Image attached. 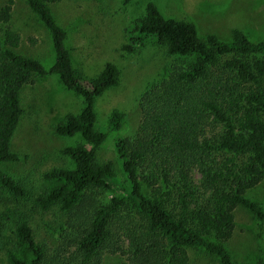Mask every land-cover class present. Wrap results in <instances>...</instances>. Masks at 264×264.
I'll return each mask as SVG.
<instances>
[{
  "label": "trees",
  "instance_id": "obj_1",
  "mask_svg": "<svg viewBox=\"0 0 264 264\" xmlns=\"http://www.w3.org/2000/svg\"><path fill=\"white\" fill-rule=\"evenodd\" d=\"M59 1L25 0L51 35L55 62L48 70L19 52L22 37L11 26L15 1L0 8V187L15 200L29 198L25 182L1 166L19 159L12 140L24 113L21 92L36 77L57 75L81 98L82 108L55 132L81 141L61 151L73 168L44 173L47 185L31 200L40 212H67L77 232L64 236L69 256H63L66 248L51 254L17 209L3 246L6 263L102 264L105 253L120 252L127 264H236L226 246L236 210L250 212L264 231V200L248 196L264 181V40L251 41L240 29L231 31V42L213 34L201 38L194 23L166 18L149 2L125 28L121 50L135 54L157 44L169 55L192 60L171 66L142 94L141 121L132 136H115L122 181L112 162L96 159L109 134L123 128L125 114L118 110L106 132L97 128L96 101L119 85V70L109 62L93 79L76 73L68 32L50 8ZM95 189L108 192L109 200L95 203L86 194ZM122 238L126 250L118 244ZM189 250L210 261L194 260Z\"/></svg>",
  "mask_w": 264,
  "mask_h": 264
},
{
  "label": "rangeland",
  "instance_id": "obj_2",
  "mask_svg": "<svg viewBox=\"0 0 264 264\" xmlns=\"http://www.w3.org/2000/svg\"><path fill=\"white\" fill-rule=\"evenodd\" d=\"M9 0H0V8ZM11 26L22 37L19 52L38 59L45 69L55 62L51 35L31 12L25 0H14ZM154 2L166 18L186 20L196 25L199 36L216 35L223 42H231V31L242 30L251 41L264 40V0H60L50 4L58 23L68 32L67 47L72 56L76 73L87 79L95 78L106 63H113L119 70V85L106 91L96 101L97 128L107 131L111 113L118 110L125 114L123 128L109 134L108 141L97 151L100 163L112 162L123 181L117 155L115 136H132L141 121L139 101L146 89L165 78L171 66H182L192 58L172 56L166 48L148 44L140 52L127 54L121 50L125 41L124 30L136 18L142 16L149 2ZM35 40L30 45L29 39ZM24 110L12 140V151L18 161L1 166L11 176L25 182L29 198L15 200L0 187V264H7L4 243L17 220L16 210L28 216L38 242L69 256L64 236L77 232L68 213L54 208L40 212L33 208L31 198L41 193L47 183L44 173L55 168H73L71 160L61 151L79 143V137H61L55 127L68 114H77L82 108L81 98L65 89L57 75L36 77L33 84L21 92ZM195 180L200 184L199 173ZM95 203L109 200L103 189L86 192ZM253 200L263 202L264 181L248 193ZM124 250L128 241H118ZM227 249L236 264H264V231L250 212L236 210V227ZM196 261H210L204 254L189 250ZM127 255L105 253L102 264H127Z\"/></svg>",
  "mask_w": 264,
  "mask_h": 264
}]
</instances>
